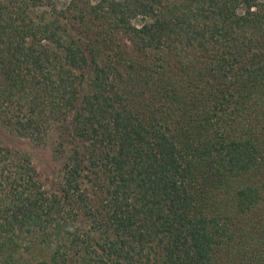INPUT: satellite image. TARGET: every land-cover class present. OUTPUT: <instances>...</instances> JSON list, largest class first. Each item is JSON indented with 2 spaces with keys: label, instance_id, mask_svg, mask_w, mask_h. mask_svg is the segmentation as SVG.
Here are the masks:
<instances>
[{
  "label": "trees",
  "instance_id": "1",
  "mask_svg": "<svg viewBox=\"0 0 264 264\" xmlns=\"http://www.w3.org/2000/svg\"><path fill=\"white\" fill-rule=\"evenodd\" d=\"M0 123V264H264V0H0Z\"/></svg>",
  "mask_w": 264,
  "mask_h": 264
},
{
  "label": "rangeland",
  "instance_id": "2",
  "mask_svg": "<svg viewBox=\"0 0 264 264\" xmlns=\"http://www.w3.org/2000/svg\"><path fill=\"white\" fill-rule=\"evenodd\" d=\"M97 1V0H94ZM60 7L65 6L68 0H57ZM136 25H141V20L134 21ZM0 145L8 146L14 149L28 153L34 166L43 176L53 177L62 165L63 157L53 154L52 140H48L46 144L37 145L30 139L12 133L0 123Z\"/></svg>",
  "mask_w": 264,
  "mask_h": 264
}]
</instances>
